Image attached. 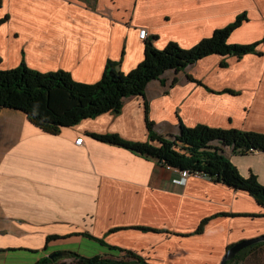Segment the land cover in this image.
I'll return each mask as SVG.
<instances>
[{"label": "crops", "instance_id": "0c3cea01", "mask_svg": "<svg viewBox=\"0 0 264 264\" xmlns=\"http://www.w3.org/2000/svg\"><path fill=\"white\" fill-rule=\"evenodd\" d=\"M241 12L247 18L227 42H258L255 52L167 70L143 96L126 98L118 115L54 134L21 110H0V264H34L58 251L114 254L109 246L149 264H220L230 244L264 234V207L248 192L199 174L178 183L176 168L90 136L147 141L146 107L164 137L179 132V121L264 133V0H0V70L25 64L86 84L108 62L121 73L134 69L147 42L189 48ZM222 151L241 176L264 185L263 151ZM255 253L264 261L261 246L238 264Z\"/></svg>", "mask_w": 264, "mask_h": 264}, {"label": "trees", "instance_id": "16d2710c", "mask_svg": "<svg viewBox=\"0 0 264 264\" xmlns=\"http://www.w3.org/2000/svg\"><path fill=\"white\" fill-rule=\"evenodd\" d=\"M246 18V13L241 12L228 26L216 29L212 36L189 48H181L177 43L170 42L164 48L157 49L147 42L143 59L134 69L121 73L112 62H108L100 80L93 84L75 82L63 71H34L26 68L25 64L0 70V110L4 107L21 110L40 130L54 134L63 127L76 125L84 118H94L107 112L118 115L126 98L143 96L146 85L152 80H162L161 76L167 70L183 71L194 61L208 55L242 57L255 52L258 42L245 45L227 42L230 33ZM147 116L146 107L147 141L131 142L116 133H91L90 136L155 160L162 166L188 170L191 174L246 191L264 207V185L259 184L253 174L241 176L222 151L224 147H230L232 152L238 154L264 152V133L238 128H213L203 124L188 127L179 121V132L164 137L155 132ZM205 223L203 220L198 231ZM49 238L53 237L48 236L47 240ZM261 246H264V241L248 245L225 264H238L247 253ZM109 249L115 253L85 257L69 252L68 257H59L55 261L43 256L34 264H149L133 252L112 246ZM64 258L70 260L67 262Z\"/></svg>", "mask_w": 264, "mask_h": 264}, {"label": "water", "instance_id": "95a60500", "mask_svg": "<svg viewBox=\"0 0 264 264\" xmlns=\"http://www.w3.org/2000/svg\"><path fill=\"white\" fill-rule=\"evenodd\" d=\"M264 241V234L255 237V238H248V239H244L238 242H234L225 252L224 256H222L220 264H225V262L227 260H229L231 257H233L234 255H236L241 249L245 248L248 245H252L254 243L257 242H261ZM68 253H66V251H58V252H54L52 254H49L48 256L50 257V259L52 260H56L59 257H68Z\"/></svg>", "mask_w": 264, "mask_h": 264}, {"label": "built area", "instance_id": "2783aa9c", "mask_svg": "<svg viewBox=\"0 0 264 264\" xmlns=\"http://www.w3.org/2000/svg\"><path fill=\"white\" fill-rule=\"evenodd\" d=\"M139 36H140V38H142V39H144V38H146L147 37V32H146V30L145 29H141V30H139ZM82 142V139L81 138H77V140H76V143L77 144H80ZM190 174V172L188 171V170H182V171H180V175H181V177L178 179V180H176L178 183H182L183 181H184V179L188 176Z\"/></svg>", "mask_w": 264, "mask_h": 264}, {"label": "rangeland", "instance_id": "374dc122", "mask_svg": "<svg viewBox=\"0 0 264 264\" xmlns=\"http://www.w3.org/2000/svg\"><path fill=\"white\" fill-rule=\"evenodd\" d=\"M261 258V255L255 253L253 256H249L243 264H263L264 261Z\"/></svg>", "mask_w": 264, "mask_h": 264}]
</instances>
